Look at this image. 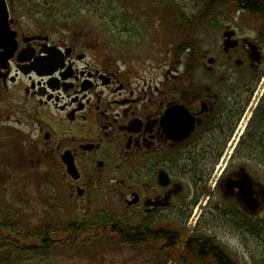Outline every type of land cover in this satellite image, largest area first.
Returning <instances> with one entry per match:
<instances>
[{
    "label": "flooded vegetation",
    "instance_id": "1",
    "mask_svg": "<svg viewBox=\"0 0 264 264\" xmlns=\"http://www.w3.org/2000/svg\"><path fill=\"white\" fill-rule=\"evenodd\" d=\"M87 4L0 0V181L59 169L64 209L35 233L0 214V248L88 243L127 246L138 264L240 263L214 231L264 224V0H224L217 50L197 53L196 12L181 17L186 46L149 66L122 59L129 45L107 43ZM72 225L86 234L72 238Z\"/></svg>",
    "mask_w": 264,
    "mask_h": 264
},
{
    "label": "rangeland",
    "instance_id": "2",
    "mask_svg": "<svg viewBox=\"0 0 264 264\" xmlns=\"http://www.w3.org/2000/svg\"><path fill=\"white\" fill-rule=\"evenodd\" d=\"M87 1V12L82 14L98 17L93 23L96 26L101 24L107 43L129 45L120 50V57L128 62H136L137 66H149L151 62L153 65L159 64L165 49H173L177 42L186 46L185 43L189 41L186 34L178 37L174 28L180 23L181 17L192 16L195 12L196 35L190 37V41L196 40V52L217 50V45H221L220 33L227 16L222 4L224 0H218V6L201 19L197 17L207 9L210 0ZM165 22H168L169 27L167 38ZM246 24L241 25L246 28ZM60 177L58 169L53 178L36 184L27 179L22 183L1 180L0 214L5 219L3 222L18 225L21 230L25 226L24 233H35L33 228L40 220L45 221L53 206L56 219L63 218L64 209L54 191L56 188L58 193L61 192ZM22 191L24 195L21 198L19 193ZM214 233L227 242L233 255L239 256L240 264H264V238H251L242 233L229 234L226 231ZM136 259L139 258L134 257L127 246L106 248L87 243L82 247L77 245L67 249L59 245L44 254L0 248V264H138Z\"/></svg>",
    "mask_w": 264,
    "mask_h": 264
},
{
    "label": "trees",
    "instance_id": "3",
    "mask_svg": "<svg viewBox=\"0 0 264 264\" xmlns=\"http://www.w3.org/2000/svg\"><path fill=\"white\" fill-rule=\"evenodd\" d=\"M218 0H212V2L210 4H208L207 9L202 12L201 14H199V16L197 18L201 19L203 18L205 15L208 14V12L211 11V9L216 5V2ZM264 7L259 8L258 11L262 12ZM66 230L67 233L71 234L72 238H80L81 235L86 234V232L84 231L83 227H76L75 225L72 226H66ZM69 231V232H68ZM247 232L249 235H260V238H264V224H260V223H251L249 224V227L247 228ZM61 233V232H58ZM62 234H65V232H63ZM89 236V235H88ZM227 262L226 263H220V264H240L238 262H236L235 260H230L229 258L226 259ZM208 264H217L216 261L214 262H209Z\"/></svg>",
    "mask_w": 264,
    "mask_h": 264
},
{
    "label": "water",
    "instance_id": "4",
    "mask_svg": "<svg viewBox=\"0 0 264 264\" xmlns=\"http://www.w3.org/2000/svg\"><path fill=\"white\" fill-rule=\"evenodd\" d=\"M225 37V35H224ZM242 181L244 182L243 184H245V187L242 191V195H241V199H242V203L245 204L244 206H248L250 209L256 208L257 204L255 203V201L252 198V190H251V183L248 180L247 176H244Z\"/></svg>",
    "mask_w": 264,
    "mask_h": 264
},
{
    "label": "bare ground",
    "instance_id": "5",
    "mask_svg": "<svg viewBox=\"0 0 264 264\" xmlns=\"http://www.w3.org/2000/svg\"><path fill=\"white\" fill-rule=\"evenodd\" d=\"M244 234H246L247 236H250L251 238H260V235H249L247 231L243 232Z\"/></svg>",
    "mask_w": 264,
    "mask_h": 264
}]
</instances>
